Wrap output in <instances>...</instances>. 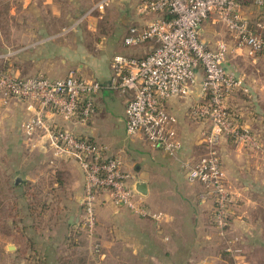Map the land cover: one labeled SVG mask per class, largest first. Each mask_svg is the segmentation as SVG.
<instances>
[{
	"label": "crops",
	"instance_id": "crops-1",
	"mask_svg": "<svg viewBox=\"0 0 264 264\" xmlns=\"http://www.w3.org/2000/svg\"><path fill=\"white\" fill-rule=\"evenodd\" d=\"M122 1L128 4L131 0ZM48 3L20 0L15 10L22 17L37 5L46 6ZM242 9L243 13H250V30L264 40V7L244 4ZM145 21L142 17L136 22L138 26H143ZM217 21L216 18L211 20L212 23ZM212 23L201 30L202 41L210 49H214L218 43L227 47L226 70L241 81L242 90H236L228 100V110L234 116V121L249 131L258 142V147L236 144L230 136L225 135L217 147L225 181L234 197L230 235L239 240L247 264H264V57L248 56L246 49L239 47L229 37L222 35V39L215 38L217 35ZM65 24L62 22L61 26ZM30 25L38 26L40 41L49 40L47 30L51 23L46 17L33 18L29 22L21 19L18 21L20 33L26 35L24 31L27 28L23 30V27ZM126 33L127 30L124 36ZM148 45L143 47L147 48ZM61 48L65 51L66 43ZM121 49L120 45L118 53ZM31 57L49 60L51 56L43 53ZM20 59L14 67L8 65L21 77L42 75L50 80L66 77L49 78L45 76L49 72L42 62L36 65L32 64L33 60ZM111 59L103 74L81 76L105 85L111 76ZM24 64L32 67L31 75L20 74L19 67ZM81 67L78 66L80 74L83 73ZM63 68L64 73L70 72L68 67ZM202 75L199 70L198 81H201ZM127 98L126 94L103 88L95 97V112L88 125L59 122L78 137L99 144L106 156L118 158L123 171L133 176L130 187L143 184L146 194L140 195V198L151 212L161 214L159 221L136 217L125 208L115 207L108 194L101 193L95 208V236L100 235L98 247L107 248L104 243L107 240L102 239L100 230L105 232L104 228H108L107 233L115 236L111 241L117 242L120 238L117 235L125 229L126 242L122 246L126 251V264H230L213 224V202L211 199H202L203 188L198 183L187 181L184 168L185 163L191 165L202 155V135L208 130L207 123L195 121L190 114L192 106L203 101L199 88L195 87L185 99L174 98L166 102L167 111L176 119L173 129L181 143L179 151L173 156L150 147L140 136L126 135L124 110ZM10 103L0 98V106L9 114L6 116L11 115L14 122L18 119V140L25 149L22 151L33 157L28 163L26 158H21L22 151L19 153V148L15 147V161L5 166L10 171H17L19 165L20 169L29 167L31 173L28 177V174L17 171L18 175L10 184L14 192L13 215L16 218L14 222L10 221V226L12 232L22 236L23 241L0 240L4 248L1 255L9 264H50L51 257L55 258L65 250V243L66 249L76 248L75 240L79 237L82 216L84 177L72 159L54 158L50 151L40 149L41 146H36L34 150L27 148L21 135V124L26 118L25 109L16 102ZM6 180H3L4 185L7 184ZM9 246L14 249H9Z\"/></svg>",
	"mask_w": 264,
	"mask_h": 264
},
{
	"label": "built area",
	"instance_id": "built-area-1",
	"mask_svg": "<svg viewBox=\"0 0 264 264\" xmlns=\"http://www.w3.org/2000/svg\"><path fill=\"white\" fill-rule=\"evenodd\" d=\"M110 1L99 0L87 14L103 12ZM246 3L264 7V0H138L136 14L146 21L143 26L128 27L123 46L151 47L141 57L114 55L105 85L75 72L57 80L21 77L5 66L13 53L0 54V98L23 105L24 145L30 150L41 146L54 158L73 159L83 173L80 230L85 237L92 239L96 234L95 208L101 193L108 194L115 207L125 208L136 217L159 221L161 214L151 212L130 187L133 176L123 171L118 158L106 156L99 144L78 137L59 122L88 125L95 112L96 95L107 88L128 96L126 135L140 136L150 147L173 156L181 143L173 129L176 119L167 111L166 102L185 99L198 87L203 101L195 103L190 114L195 121L207 123L208 130L202 135V155L193 164H184L186 178L201 185L203 200H212L213 224L230 264H247L239 240L230 235L234 197L225 181L217 147L225 135L236 144L258 147V142L228 113V100L242 87L241 81L226 70L227 47L218 43L210 49L201 38V25L212 16L248 56L264 57V40L241 17L240 9ZM199 70L201 81L197 79Z\"/></svg>",
	"mask_w": 264,
	"mask_h": 264
},
{
	"label": "rangeland",
	"instance_id": "rangeland-1",
	"mask_svg": "<svg viewBox=\"0 0 264 264\" xmlns=\"http://www.w3.org/2000/svg\"><path fill=\"white\" fill-rule=\"evenodd\" d=\"M20 0H0V54H4L6 51L13 53L7 57L6 63L11 68L14 67L22 58V61L33 60L32 64H40L42 62L48 69L47 77H64L67 75L63 67H68L70 72H75L77 75L95 76L101 75L106 70V66L109 63L112 54L118 53V48L122 47V51L115 55H128L140 57L149 48L143 46L128 48L122 45V39L124 37L125 30L131 25H139L136 21L142 17L138 16L135 12L134 5L136 0H127L130 3H126L121 0H111L103 12H92L87 14L99 0H39L47 1L49 5H37L26 15L22 17L16 13L15 7ZM52 4V5H50ZM246 5L250 6L246 3ZM244 7V5L242 6ZM246 7V6H245ZM241 17L250 23L248 12L243 13V9H240ZM21 17V18H20ZM46 17L51 26L48 28L50 35L49 40L40 41L41 35H39L38 26L34 27L26 26V35L20 33V26L18 21L29 22L33 18ZM215 17H208L201 25V30L205 25H208ZM66 23L65 25L61 24ZM212 25L215 27L216 37L222 39V35L225 38L234 40L229 32L223 28L220 22H214ZM210 26V25H209ZM34 37H32V34ZM46 33V31H45ZM61 33H65L60 36ZM25 36V37H24ZM42 40V39H41ZM213 40H215L213 38ZM66 43V52L61 48ZM124 50V51H123ZM49 54L50 59L33 58L34 55ZM66 56H62V54ZM111 56V57H110ZM5 63V64H6ZM30 64H24L19 67L20 74L22 76L31 75ZM43 65V66H44ZM81 65L83 73L80 74L78 66ZM69 72V73H70ZM42 76V75H40ZM15 102H11L13 104ZM21 107V103L16 102ZM6 110L3 106H0V240H9L11 242L23 241L22 236L14 233L13 228L10 226V221L16 220L14 214V192L10 188V184L13 178L18 174L17 171L24 174L31 173L29 167L20 169L17 166V171H10L5 169V166L14 162L15 154L13 148H19V153L24 147L19 142L17 135V122L13 121L10 117L6 116ZM94 116V115H93ZM25 150V149H24ZM22 151V159H27L28 163L30 158L33 157L30 153ZM77 164L75 160L72 159ZM78 165V164H77ZM7 179V184H3V180ZM14 214V215H13ZM15 218V219H14ZM35 220V219H34ZM40 222V219H37ZM109 227V226H108ZM105 232H101V237L106 242L107 248L98 247L100 240L99 236H94L92 239H88L79 230V237H76V248L66 249V243L64 245V251L60 252L55 258H50V264H126V251L123 249L122 243L126 242V232H120L117 236L120 237L119 241H111L115 239L114 234L111 235L108 228H104ZM99 231V228H98ZM96 235V234H95ZM122 237V238H121ZM97 239V240H96ZM70 248V247H69ZM80 249V250H79ZM4 248L0 242V264H9L6 262L1 254L4 253ZM103 255V256H102Z\"/></svg>",
	"mask_w": 264,
	"mask_h": 264
},
{
	"label": "water",
	"instance_id": "water-1",
	"mask_svg": "<svg viewBox=\"0 0 264 264\" xmlns=\"http://www.w3.org/2000/svg\"><path fill=\"white\" fill-rule=\"evenodd\" d=\"M133 188L139 195L143 196V195L146 194V187L143 184H141V183L135 185ZM9 249L13 250L14 247L13 246H9Z\"/></svg>",
	"mask_w": 264,
	"mask_h": 264
},
{
	"label": "trees",
	"instance_id": "trees-1",
	"mask_svg": "<svg viewBox=\"0 0 264 264\" xmlns=\"http://www.w3.org/2000/svg\"><path fill=\"white\" fill-rule=\"evenodd\" d=\"M5 66H6V67H9L8 63H6ZM228 113L231 115V113H230L229 110H228ZM231 119H232V121H233L236 125H239V124H237V123L234 121V116H233V117L231 116Z\"/></svg>",
	"mask_w": 264,
	"mask_h": 264
}]
</instances>
